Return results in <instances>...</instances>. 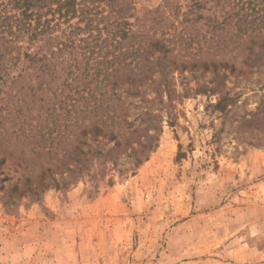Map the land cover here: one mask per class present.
I'll use <instances>...</instances> for the list:
<instances>
[{
  "label": "rangeland",
  "instance_id": "obj_1",
  "mask_svg": "<svg viewBox=\"0 0 264 264\" xmlns=\"http://www.w3.org/2000/svg\"><path fill=\"white\" fill-rule=\"evenodd\" d=\"M130 1L145 66L117 106L137 154L156 144L140 164L130 147L95 173L39 156L37 124L71 118L76 86L44 90L50 116L36 73L0 55V264H264V31L233 0Z\"/></svg>",
  "mask_w": 264,
  "mask_h": 264
},
{
  "label": "trees",
  "instance_id": "obj_2",
  "mask_svg": "<svg viewBox=\"0 0 264 264\" xmlns=\"http://www.w3.org/2000/svg\"><path fill=\"white\" fill-rule=\"evenodd\" d=\"M233 2L235 7L246 9L242 16L245 25L255 30L259 28L256 34L262 33L264 0ZM130 3V0H0V55L7 54L10 60L22 58L23 70L29 67L36 73L38 88L42 90L41 100L49 107L54 105L52 112L48 113L50 116L56 110V101H52L50 96L47 98L49 93L44 90L55 85L57 89L50 92L55 98L63 95L65 87L76 86L69 97L72 109H67L74 113L71 118L60 124L55 123L57 120L39 121L37 124L39 146L43 149L39 156L48 154L53 158L51 164L54 163L56 167L66 164L69 159L75 163V167L81 165L80 170L86 168L95 173L101 165H105L103 169H106L109 162H112L113 167L117 166L119 153L126 151L128 147L131 148L128 155L134 154L136 164H140L156 146L150 144L147 152L141 150L137 154L139 149L130 141L136 133V129L132 130L130 127L133 121L121 119L122 113L117 106L120 83L133 82L135 78L132 76L143 72L145 66L143 58L139 59L132 54L134 47L124 43L131 37L128 18L133 12L129 11ZM104 7L108 8L106 14L102 13ZM112 14L115 19L109 20ZM231 15H239V12ZM75 17L78 20L72 22ZM105 18L107 22L104 26H99ZM43 42L48 44L47 51H44ZM154 46L163 48L164 45L156 40ZM33 47L37 49L31 51ZM135 50L140 52L141 46ZM146 50L145 47L142 52ZM63 62L65 66L59 68V63ZM64 73L67 76L57 82ZM69 76L72 77L71 80ZM74 95L83 100L79 104L83 113L81 118L76 114L77 102L81 100ZM79 128L84 136L90 135L91 141L84 142L88 148L81 152L84 156L90 153L88 157L78 156L82 150L78 145ZM100 135L114 139V147L104 150L99 141ZM138 144L144 146L141 141ZM51 168L49 166L48 170ZM65 168L67 171L73 170L71 166ZM51 185L39 184L43 190Z\"/></svg>",
  "mask_w": 264,
  "mask_h": 264
}]
</instances>
